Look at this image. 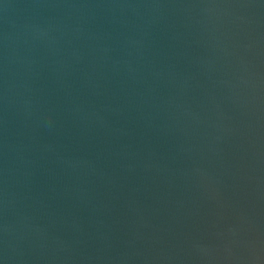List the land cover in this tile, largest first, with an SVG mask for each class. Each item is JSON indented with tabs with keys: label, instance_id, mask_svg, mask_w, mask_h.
<instances>
[{
	"label": "water",
	"instance_id": "1",
	"mask_svg": "<svg viewBox=\"0 0 264 264\" xmlns=\"http://www.w3.org/2000/svg\"><path fill=\"white\" fill-rule=\"evenodd\" d=\"M0 264H264V0H0Z\"/></svg>",
	"mask_w": 264,
	"mask_h": 264
}]
</instances>
